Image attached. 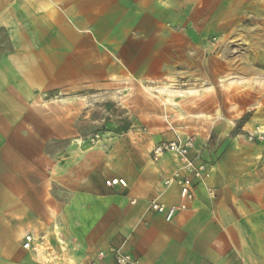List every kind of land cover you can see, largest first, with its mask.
<instances>
[{"label":"crops","instance_id":"obj_1","mask_svg":"<svg viewBox=\"0 0 264 264\" xmlns=\"http://www.w3.org/2000/svg\"><path fill=\"white\" fill-rule=\"evenodd\" d=\"M258 1L0 0V241L36 235L32 228L44 225L61 227L51 241L77 250L79 264L113 248L140 264H264V146L239 142L234 129L193 122L216 197L197 185L195 200L170 223L146 203H180L179 187L162 184L179 166L173 156L153 162L146 155L141 169L109 178L125 179L127 188L87 179L80 159L64 157L63 184L72 194L59 207L47 152L53 142L79 144L85 107L78 93L87 84L126 90L129 83L216 81L229 69L216 53L218 39ZM210 110L205 100L197 104L196 112ZM99 264L114 262L108 256Z\"/></svg>","mask_w":264,"mask_h":264},{"label":"rangeland","instance_id":"obj_2","mask_svg":"<svg viewBox=\"0 0 264 264\" xmlns=\"http://www.w3.org/2000/svg\"><path fill=\"white\" fill-rule=\"evenodd\" d=\"M240 14L232 19L229 34L218 39L220 49L216 53L218 57L224 56L229 69L218 75L216 81L171 82L168 86L129 83L126 90L116 84L98 90L87 84L78 93L85 107L78 124L79 144L59 141L47 147L54 159L50 193L55 205L67 204L72 194L63 184L64 170L68 167L65 168L64 157H70V161L73 157L80 159L86 178L90 176L106 185V179L111 177L124 178L131 165L141 169L146 155L151 158L153 148L168 140L167 134L173 133L174 139L176 135H196L194 121L220 123L227 131L234 129V134L242 136L258 128L264 131V0ZM199 91L207 96L200 97ZM204 100L211 110L196 112L197 104ZM238 141L261 145L249 143L244 137ZM77 168L76 160L70 164V170ZM47 198V202L51 201ZM56 228L44 225L32 228L39 236L35 248L43 246L49 235V245L44 251L48 262L38 261L35 249L24 251L22 237L16 236L0 241V264H79L75 257L77 250L62 249L60 242L56 247L51 241L59 235L56 231H62L61 227Z\"/></svg>","mask_w":264,"mask_h":264},{"label":"built area","instance_id":"obj_3","mask_svg":"<svg viewBox=\"0 0 264 264\" xmlns=\"http://www.w3.org/2000/svg\"><path fill=\"white\" fill-rule=\"evenodd\" d=\"M233 124V123H231ZM247 142L252 144H263L264 133L258 128L253 132H246L243 136ZM195 155L192 157V153ZM166 155H171L178 159L179 166L162 180L163 187L168 189L174 185L180 189V203L178 205H166L158 198H153L146 203V211L154 215L162 216L166 222H172L176 216L189 208L195 200V188L197 185L205 187L210 198L216 197L215 191L208 185V180L213 173V166L201 159V153L196 151V142L193 136L180 137L171 141L157 144L152 152L151 159L156 162ZM108 187L119 186L127 188L128 184L123 178H112L106 181ZM133 204L136 201H132ZM35 234L25 233L22 239V248L25 251L35 249ZM108 256L113 259L114 264H140L139 259L123 252L122 248L110 249L109 253L99 251L96 253L91 264H99Z\"/></svg>","mask_w":264,"mask_h":264},{"label":"bare ground","instance_id":"obj_4","mask_svg":"<svg viewBox=\"0 0 264 264\" xmlns=\"http://www.w3.org/2000/svg\"><path fill=\"white\" fill-rule=\"evenodd\" d=\"M158 99V98H157ZM171 102V101H170ZM167 104V103H166ZM173 105H175V104H171V106H173ZM262 133H264V131H262ZM37 240H38V238L36 237V235H35V241L37 242ZM46 250V249H45ZM46 252V251H45ZM36 253H37V259H38V261H40V262H42V263H46V262H48V259H47V257H45L44 256V247L43 246H41V245H38L37 247H36ZM47 256V255H46Z\"/></svg>","mask_w":264,"mask_h":264}]
</instances>
